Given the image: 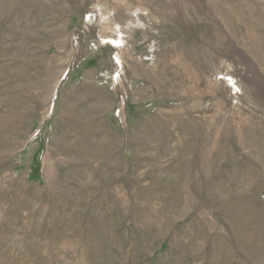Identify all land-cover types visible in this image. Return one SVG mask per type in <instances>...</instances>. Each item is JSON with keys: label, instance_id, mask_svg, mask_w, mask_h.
Here are the masks:
<instances>
[{"label": "rangeland", "instance_id": "obj_1", "mask_svg": "<svg viewBox=\"0 0 264 264\" xmlns=\"http://www.w3.org/2000/svg\"><path fill=\"white\" fill-rule=\"evenodd\" d=\"M0 264H264V0H0Z\"/></svg>", "mask_w": 264, "mask_h": 264}]
</instances>
